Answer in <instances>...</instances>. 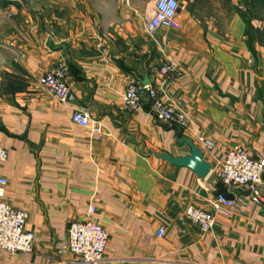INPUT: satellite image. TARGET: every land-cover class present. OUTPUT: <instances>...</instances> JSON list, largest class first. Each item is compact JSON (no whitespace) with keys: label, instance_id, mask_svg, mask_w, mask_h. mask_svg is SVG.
Wrapping results in <instances>:
<instances>
[{"label":"crops","instance_id":"0c3cea01","mask_svg":"<svg viewBox=\"0 0 264 264\" xmlns=\"http://www.w3.org/2000/svg\"><path fill=\"white\" fill-rule=\"evenodd\" d=\"M179 1L180 29L155 40L144 34L155 0H91L90 8L71 9L76 20L66 11L50 17L44 7L42 19H15L10 40L0 43V145L8 150L0 175L9 181L5 200L27 211L35 239L28 252L0 249V264L74 259L69 227L92 205L109 232V264H264V175L256 202L247 188L160 157L189 155L182 140L189 138L211 167L237 144L264 158V0ZM165 59L181 69L174 82L160 73ZM63 60L74 95L68 103L42 83ZM144 80L191 124L162 123L148 104L126 108L128 84ZM77 108L100 123V136L72 121ZM199 136L213 140V150ZM220 191L237 203L202 231L185 211L212 210Z\"/></svg>","mask_w":264,"mask_h":264},{"label":"built area","instance_id":"2783aa9c","mask_svg":"<svg viewBox=\"0 0 264 264\" xmlns=\"http://www.w3.org/2000/svg\"><path fill=\"white\" fill-rule=\"evenodd\" d=\"M179 8V0H155L151 12L144 21L145 36L155 40L159 31L180 29ZM68 72L69 64L67 60H63L47 71L42 79L46 89L62 103L74 99L65 80ZM160 73L166 82H174L182 74L181 69L172 59H165L162 62ZM122 100L130 110H137L148 104L153 115L162 123H172L180 127H188L191 124L187 113L176 104L165 101L160 95L159 88L151 82H130ZM72 121L79 126L90 127L96 137L101 135L100 123L93 120L85 108L75 109ZM199 142L209 151L213 150L215 145L213 140L205 136H199ZM7 159L8 150L0 145V163L6 162ZM210 173L223 185L247 188L256 202L262 201L264 158L252 157L242 145H234L223 159H219L216 165L211 167ZM8 182L5 176L0 175V249L12 254L28 252L32 249L35 234L26 229L27 211L16 208L5 200ZM236 203V198H230L220 191L209 201L212 210L199 205H190L185 213L193 225L207 232L215 227L217 215L234 208ZM95 210V206H90L87 219L70 224L67 247L75 258L63 260L60 264H109L106 258L109 232L93 219ZM164 233L165 228L162 226L158 229L157 235L162 237Z\"/></svg>","mask_w":264,"mask_h":264},{"label":"rangeland","instance_id":"374dc122","mask_svg":"<svg viewBox=\"0 0 264 264\" xmlns=\"http://www.w3.org/2000/svg\"><path fill=\"white\" fill-rule=\"evenodd\" d=\"M90 3L91 0H0V43L4 45L10 40L12 32L16 30L15 19L17 17L32 14L35 16V20H37V16L42 19L41 13H43L44 7L45 14L50 17L58 16L60 11H66L68 20H76L79 17H72L75 12L71 9L79 12L83 8H90ZM153 4L152 2L151 5ZM21 9L24 10V13L21 12ZM70 23L75 24L74 21ZM21 32L24 33V31Z\"/></svg>","mask_w":264,"mask_h":264},{"label":"water","instance_id":"95a60500","mask_svg":"<svg viewBox=\"0 0 264 264\" xmlns=\"http://www.w3.org/2000/svg\"><path fill=\"white\" fill-rule=\"evenodd\" d=\"M143 82L148 83L149 81L144 80ZM182 140L191 148L189 155L174 157L168 154H161L160 157L173 164L190 167L200 177L206 178L211 172V164L204 160L203 150L189 138H184ZM228 197L232 198L231 196Z\"/></svg>","mask_w":264,"mask_h":264},{"label":"clouds","instance_id":"9594fccd","mask_svg":"<svg viewBox=\"0 0 264 264\" xmlns=\"http://www.w3.org/2000/svg\"><path fill=\"white\" fill-rule=\"evenodd\" d=\"M173 7H175V5L173 4Z\"/></svg>","mask_w":264,"mask_h":264}]
</instances>
